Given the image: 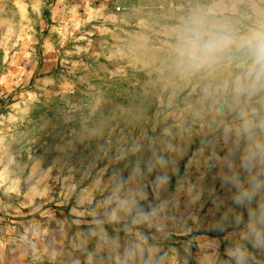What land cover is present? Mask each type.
<instances>
[{
    "label": "rangeland",
    "instance_id": "obj_1",
    "mask_svg": "<svg viewBox=\"0 0 264 264\" xmlns=\"http://www.w3.org/2000/svg\"><path fill=\"white\" fill-rule=\"evenodd\" d=\"M196 8L264 0H0V264H264V99L177 74Z\"/></svg>",
    "mask_w": 264,
    "mask_h": 264
},
{
    "label": "clouds",
    "instance_id": "obj_2",
    "mask_svg": "<svg viewBox=\"0 0 264 264\" xmlns=\"http://www.w3.org/2000/svg\"><path fill=\"white\" fill-rule=\"evenodd\" d=\"M174 68L183 78L231 67L222 86L237 97L264 99V14L244 29L193 9L175 29Z\"/></svg>",
    "mask_w": 264,
    "mask_h": 264
}]
</instances>
